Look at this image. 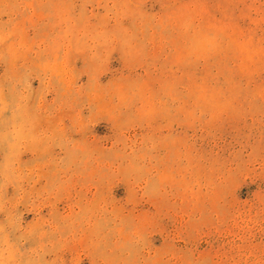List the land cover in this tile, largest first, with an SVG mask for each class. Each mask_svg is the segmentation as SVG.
Listing matches in <instances>:
<instances>
[{
	"label": "rangeland",
	"instance_id": "rangeland-1",
	"mask_svg": "<svg viewBox=\"0 0 264 264\" xmlns=\"http://www.w3.org/2000/svg\"><path fill=\"white\" fill-rule=\"evenodd\" d=\"M0 264H264V0H0Z\"/></svg>",
	"mask_w": 264,
	"mask_h": 264
}]
</instances>
